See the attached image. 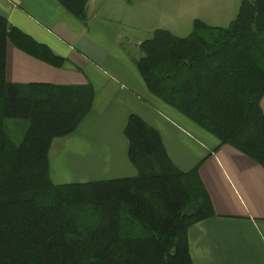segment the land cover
<instances>
[{
	"label": "trees",
	"instance_id": "16d2710c",
	"mask_svg": "<svg viewBox=\"0 0 264 264\" xmlns=\"http://www.w3.org/2000/svg\"><path fill=\"white\" fill-rule=\"evenodd\" d=\"M59 1L87 21L90 0ZM18 35L0 16V264H193L189 229L214 215L198 168L174 167L160 133L131 114L124 134L137 176L54 183L52 144L77 129L93 91L8 82ZM139 48L153 95L264 167V0H242L227 27L196 19L188 36L156 29ZM9 120L29 123L19 143Z\"/></svg>",
	"mask_w": 264,
	"mask_h": 264
},
{
	"label": "crops",
	"instance_id": "0c3cea01",
	"mask_svg": "<svg viewBox=\"0 0 264 264\" xmlns=\"http://www.w3.org/2000/svg\"><path fill=\"white\" fill-rule=\"evenodd\" d=\"M104 6L103 0H90L83 22L59 0H0V16L24 35L8 46V82L93 91L77 129L52 144L51 179L64 184L137 176L124 134L136 114L160 133L174 167L198 168L211 199L214 215L188 232L193 264H264V167L149 91L136 65L146 39L131 32L138 26L106 15ZM261 106L264 112V97ZM18 130L21 141L25 124Z\"/></svg>",
	"mask_w": 264,
	"mask_h": 264
},
{
	"label": "rangeland",
	"instance_id": "374dc122",
	"mask_svg": "<svg viewBox=\"0 0 264 264\" xmlns=\"http://www.w3.org/2000/svg\"><path fill=\"white\" fill-rule=\"evenodd\" d=\"M103 3H106V15L138 26L137 31L131 30L134 36L148 39L160 27L186 37L196 19L211 26L227 27L237 17L241 0H132V5L126 0H103ZM24 124L26 130L28 121L9 120L4 123V129L19 143L21 130L17 134L14 130Z\"/></svg>",
	"mask_w": 264,
	"mask_h": 264
}]
</instances>
